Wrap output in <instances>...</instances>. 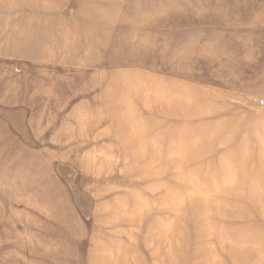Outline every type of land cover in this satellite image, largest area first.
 Wrapping results in <instances>:
<instances>
[{
  "label": "rangeland",
  "instance_id": "1",
  "mask_svg": "<svg viewBox=\"0 0 264 264\" xmlns=\"http://www.w3.org/2000/svg\"><path fill=\"white\" fill-rule=\"evenodd\" d=\"M0 264H264V0H0Z\"/></svg>",
  "mask_w": 264,
  "mask_h": 264
},
{
  "label": "bare ground",
  "instance_id": "2",
  "mask_svg": "<svg viewBox=\"0 0 264 264\" xmlns=\"http://www.w3.org/2000/svg\"><path fill=\"white\" fill-rule=\"evenodd\" d=\"M37 1V0H36ZM63 214H61V217H62Z\"/></svg>",
  "mask_w": 264,
  "mask_h": 264
}]
</instances>
